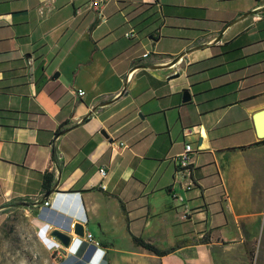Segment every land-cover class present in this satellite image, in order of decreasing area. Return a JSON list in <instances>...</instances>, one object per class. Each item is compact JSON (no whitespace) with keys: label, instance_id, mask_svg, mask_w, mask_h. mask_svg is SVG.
I'll list each match as a JSON object with an SVG mask.
<instances>
[{"label":"crops","instance_id":"0c3cea01","mask_svg":"<svg viewBox=\"0 0 264 264\" xmlns=\"http://www.w3.org/2000/svg\"><path fill=\"white\" fill-rule=\"evenodd\" d=\"M92 1L0 0V220L26 204L65 259L52 231L74 244L82 222L101 264H247L264 226V0H111L106 21ZM244 34L238 55L192 72L193 87L189 66ZM235 79L236 92L212 90ZM186 141L190 178L177 176Z\"/></svg>","mask_w":264,"mask_h":264},{"label":"rangeland","instance_id":"374dc122","mask_svg":"<svg viewBox=\"0 0 264 264\" xmlns=\"http://www.w3.org/2000/svg\"><path fill=\"white\" fill-rule=\"evenodd\" d=\"M257 202L254 199L251 203ZM7 207L4 211L8 213L7 216L3 215L4 220H0V264H59L61 256L45 247L38 227L26 213V204L14 203ZM263 228L254 242L249 244L247 259L240 262L264 264Z\"/></svg>","mask_w":264,"mask_h":264},{"label":"trees","instance_id":"16d2710c","mask_svg":"<svg viewBox=\"0 0 264 264\" xmlns=\"http://www.w3.org/2000/svg\"><path fill=\"white\" fill-rule=\"evenodd\" d=\"M258 24L264 25V21H262V22L260 21ZM243 36H245V34L241 35L236 40H233L230 43H226L225 45L219 46L220 52L218 54L215 53L213 55V57H211L207 60H204L202 62H197V63L191 64L188 68V76H189V79H190L192 86L195 87L196 83L198 82V78H199L198 73H195L193 75L192 72L198 71L199 66L205 67L208 69V68L214 67V65L216 64V61H217V59H216L217 56H223L226 59H229L231 57L232 53L238 55L239 51L243 50V48H244V47L241 48V46H239V40H241L243 38ZM205 68L203 70H205ZM239 83H240L239 79L229 80L223 84H220V85L214 87L212 90L217 91V94L226 95V94H229L231 91L236 92L238 89ZM207 92L209 93V92H211V90L207 91ZM195 95H196V100H198L199 99V93L196 92ZM53 180H54V176H53L52 172L47 171L44 175V187L47 191L51 190ZM134 241L137 245H140V246L152 251L153 253H155L158 256H165V255H168L169 253H171L173 251V249H169V250L161 249L156 244L148 242V241H146L140 237H135ZM85 245L86 244H84L82 246V248L78 251L77 254H74L67 259H65L64 257H59V264H87V260L90 256V254L92 253V251L94 250V246H90V250H89L88 254L83 255L82 249Z\"/></svg>","mask_w":264,"mask_h":264},{"label":"built area","instance_id":"2783aa9c","mask_svg":"<svg viewBox=\"0 0 264 264\" xmlns=\"http://www.w3.org/2000/svg\"><path fill=\"white\" fill-rule=\"evenodd\" d=\"M111 0H93L91 3L92 8L95 9V11L98 13V16L103 20H107V16L105 13L106 6ZM124 36L127 39H134L138 36V31L134 26H132L125 34ZM161 36V33H159V37ZM149 53H146L144 56H148ZM78 93L80 96H83L85 94V91L82 89L78 90ZM186 136L187 134L192 133L191 129H186ZM195 149L193 147L192 142L186 141L185 142V148L184 151L179 155V168L177 169V176L179 177H185L190 178L192 175V162L194 157ZM100 173L105 177L107 175V169L106 167L100 168ZM192 186V183H189L187 188H190ZM180 200H183L182 196H178ZM46 206H50V202H45ZM74 228V224L72 225ZM77 235V234H76ZM84 244H88L90 246H94L93 253L89 259V264H101L102 261H104L105 258V251L102 248V243L99 239H97L91 232L85 233V235L82 237L80 235H77L74 244H71L69 247L70 251L74 254H77L78 251L81 249V247ZM60 256L62 255L61 251L57 252Z\"/></svg>","mask_w":264,"mask_h":264},{"label":"water","instance_id":"95a60500","mask_svg":"<svg viewBox=\"0 0 264 264\" xmlns=\"http://www.w3.org/2000/svg\"><path fill=\"white\" fill-rule=\"evenodd\" d=\"M60 73H56L54 75V79L59 77ZM192 99V95L190 93L189 89H186L184 91V97H183V101L184 102H188ZM254 121H255V125H256V129H257V133L259 135V137L264 138V110L256 113L254 115ZM102 134L106 137L109 138V134L106 130H102ZM49 194H51L49 192ZM48 197V196H47ZM74 232L77 235L80 236H84L85 235V226L82 222H77L74 225ZM52 236L59 239L61 241V243L64 245L65 248H68L71 246L72 244V237L68 234L67 231H64L60 228L54 229L52 231ZM63 253H66V249H63Z\"/></svg>","mask_w":264,"mask_h":264}]
</instances>
